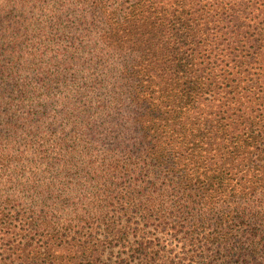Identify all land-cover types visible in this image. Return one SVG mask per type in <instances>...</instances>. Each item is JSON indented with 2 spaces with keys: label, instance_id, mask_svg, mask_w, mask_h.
<instances>
[{
  "label": "trees",
  "instance_id": "1",
  "mask_svg": "<svg viewBox=\"0 0 264 264\" xmlns=\"http://www.w3.org/2000/svg\"><path fill=\"white\" fill-rule=\"evenodd\" d=\"M73 3L108 144L0 152V264H264V0Z\"/></svg>",
  "mask_w": 264,
  "mask_h": 264
},
{
  "label": "rangeland",
  "instance_id": "2",
  "mask_svg": "<svg viewBox=\"0 0 264 264\" xmlns=\"http://www.w3.org/2000/svg\"><path fill=\"white\" fill-rule=\"evenodd\" d=\"M73 11V0H0V152L26 149L32 158L61 139L75 150L108 144L99 128L76 138L82 120L68 123L67 106L81 99L68 80L69 41L82 32Z\"/></svg>",
  "mask_w": 264,
  "mask_h": 264
}]
</instances>
